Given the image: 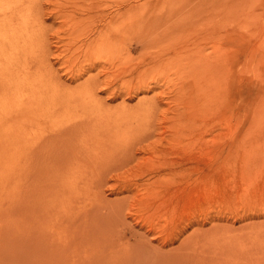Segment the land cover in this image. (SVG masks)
Returning <instances> with one entry per match:
<instances>
[{
	"label": "rangeland",
	"instance_id": "obj_1",
	"mask_svg": "<svg viewBox=\"0 0 264 264\" xmlns=\"http://www.w3.org/2000/svg\"><path fill=\"white\" fill-rule=\"evenodd\" d=\"M13 6V34L34 44L12 48L14 73H0V264H261L264 0ZM98 115L133 152L82 174L91 144L78 138Z\"/></svg>",
	"mask_w": 264,
	"mask_h": 264
},
{
	"label": "bare ground",
	"instance_id": "obj_2",
	"mask_svg": "<svg viewBox=\"0 0 264 264\" xmlns=\"http://www.w3.org/2000/svg\"><path fill=\"white\" fill-rule=\"evenodd\" d=\"M13 1L14 0H0V73L3 75V77L4 78H6L7 79V77H11V75L14 73H12L11 74V72L13 71V66H12V61L14 60V55H13V53H12V51H13V49L12 48H18V49H20L21 47L20 46H28L30 43L32 44V46L31 47H33V44H34V39H33V35H29L28 36V33L29 32H27V35H24V37L22 38V41H20V39L17 37V35H14L13 34V24H14V13H15V11H16V8H14V6H13ZM43 23V22H42ZM41 23V24H42ZM40 24V23H39ZM38 31V30H37ZM30 32H31V30H30ZM34 32V31H33ZM34 34H36L37 35V33H34ZM22 35V34H21ZM43 35H44V33H43ZM42 35V36H43ZM28 36V38H26ZM44 37V36H43ZM37 38H38V36H37ZM42 38V37H41ZM42 40V39H41ZM39 41V40H38ZM38 43V42H37ZM36 43V44H37ZM43 43V42H42ZM31 47H29V48H31ZM25 48H27V47H25ZM16 51V50H15ZM27 52V51H26ZM25 52V50H24V53H23V51H21V53L23 54V55H26L27 53ZM29 52V51H28ZM15 54V53H14ZM3 55V56H2ZM16 56H18V57H20V53L17 55V54H15ZM42 56V55H41ZM23 57V56H22ZM16 58V57H15ZM29 58H30V56H29ZM16 60V59H15ZM21 60V59H20ZM16 62V61H15ZM19 62V61H18ZM22 62H24V61H22ZM18 65V64H17ZM45 66V65H44ZM19 67V66H18ZM30 66H27V64L24 62V67H22L23 69H24V76L22 77V75L21 76H19V77H21L22 78V81L23 80H25L26 78H25V76H28V75H30L31 74V72L33 71V70H31L30 71V68H29ZM13 68V69H12ZM47 68V67H46ZM16 69V68H15ZM33 69V68H32ZM50 71V70H49ZM22 72V73H23ZM47 75V74H46ZM45 75V76H46ZM49 75V74H48ZM18 76V75H17ZM15 77V76H14ZM51 77V76H50ZM50 77H49V79H50ZM35 78V77H34ZM9 79H11V78H9ZM17 79V78H16ZM32 79V78H31ZM49 79L47 80V81H49ZM54 79V78H53ZM34 80V79H33ZM38 80H41L40 78H37L35 81H36V83H38ZM8 81V80H7ZM10 81V80H9ZM8 81V82H9ZM17 81V80H16ZM57 81V80H56ZM17 82H20V81H17ZM32 81H30V82H28L27 84H30ZM34 82V81H33ZM52 82V81H51ZM55 83V82H54ZM53 84V83H52ZM18 85V83H16V89L18 90H22L23 89V87H22V84H21V87L20 86H17ZM78 90V89H77ZM19 94V93H18ZM70 97V96H69ZM69 104V103H68ZM97 105H99L97 108H98V110L99 109H102V108H104V106L103 105H101V104H98L97 103ZM140 105H142V104H140ZM140 105L138 106L139 108H140ZM143 105H144V103H143ZM149 106H152V107H154L153 106V104H150V105H148V107ZM59 107H60V105H59ZM146 107V106H145ZM76 108V107H75ZM150 108V107H149ZM61 109V108H60ZM64 109V108H63ZM138 109V108H137ZM146 109L148 110V108L146 107ZM151 110H153V108H150ZM149 109V110H150ZM90 110V109H89ZM96 110V109H95ZM122 112H123V114H125L124 112H125V110H128V107H125V108H122ZM97 111V110H96ZM139 112V111H138ZM141 112V111H140ZM140 112H139V114H140ZM97 113V112H96ZM99 113H101V112H99ZM136 113H137V111H136ZM91 114V113H90ZM98 114V113H97ZM132 114H133V112H132ZM92 115V114H91ZM91 115H89V116H91ZM84 116H85V114H84ZM96 116V115H95ZM87 117V116H86ZM85 117V118H86ZM93 117H94V115H93ZM97 118V120L94 122V125L91 127V125L89 126V127H91V130H90V128H89V130L90 131H88L87 133H84L83 135H80L79 136V138H78V141L79 142H81V141H83L84 139L86 140V141H89L90 142V149L89 148H87L86 147V149H85V151H84V155L83 154H81L82 155V157H86L87 159H85V160H83V163L81 164V166H86V168H81V171H80V169H79V171L82 173V174H84L83 172H84V170H87L88 168H96L98 165H99V163L101 162H103L105 165H104V171H106L107 169H112L111 168V166H113L114 164H115V162L116 161H120V158L123 160V158H124V155L126 154V151H129V153L130 152H133L132 151V147H131V145L132 144H130L129 145V143H130V139L128 140V142L125 140L124 141V139H122L121 137H118L117 135L118 134H112V132H110V128H109V120L107 119H104V121H102L103 120V118L101 117V116H97L96 117ZM114 119V118H113ZM113 119H112V121H113ZM76 120V119H75ZM83 121V120H82ZM85 121V120H84ZM93 121V120H92ZM84 123V122H83ZM112 123V122H111ZM72 124V123H71ZM74 124V123H73ZM79 124V123H78ZM83 125V124H82ZM67 126V125H66ZM87 126V125H86ZM75 127V126H74ZM88 127V126H87ZM71 128H73V127H71ZM77 128H79V127H77ZM85 129V128H84ZM76 130V129H75ZM74 130V131H75ZM80 130V129H79ZM82 130H83V128H82ZM84 131V130H83ZM85 131H86V129H85ZM116 132H118L117 131V129L115 130ZM77 132H79V131H77ZM72 133V132H71ZM81 133V132H80ZM75 134H78V133H75ZM77 138V137H76ZM112 140H115L114 142L112 141ZM33 141V140H32ZM32 141H31V143H32ZM72 141H74V139L72 140ZM140 142V141H139ZM85 144V143H84ZM28 145H29V143H28ZM76 145V144H75ZM31 146V145H30ZM67 146H68V144H67ZM80 146V145H79ZM134 146H136V145H134ZM69 147V146H68ZM67 147V148H68ZM73 148V147H72ZM76 148H78V146L76 147ZM131 148V149H130ZM70 149H68V151H69ZM108 150H110V152L108 151ZM78 151H80V150H78ZM67 152V151H66ZM119 153V154H118ZM65 154H67V153H65ZM70 154V153H69ZM117 154H118V156H117ZM124 154V155H123ZM70 156V155H69ZM130 156V155H129ZM65 157H67V156H65ZM64 158V157H63ZM131 158V157H130ZM72 162L73 161H75L76 159L78 160V155L77 154H75V155H73V157H72ZM88 159H89V161H88ZM109 159H111V161L109 160ZM128 159V158H127ZM35 160V159H34ZM133 160V159H132ZM14 161V160H13ZM62 161H63V159H62ZM67 161H69V160H67ZM66 161V162H67ZM79 161V160H78ZM32 162H34V161H32ZM82 162V161H81ZM31 162L29 161V163L28 164H30ZM63 163V162H62ZM100 163V164H101ZM103 163H102V165L101 166H103ZM126 163V162H125ZM14 164V163H13ZM35 164V163H34ZM33 164V165H34ZM70 164V163H69ZM73 164V163H72ZM44 165V164H43ZM47 165V164H46ZM64 165H66L65 163L63 164V166ZM75 165L76 166H78V163L76 164L75 163ZM79 165H80V163H79ZM38 166V165H37ZM42 166V165H41ZM55 166V165H54ZM31 167V166H30ZM56 167V166H55ZM72 167V166H71ZM73 167H74V165H73ZM45 168V167H41V170H43V169ZM48 168V167H47ZM65 168V167H64ZM79 168V167H78ZM102 168V167H101ZM133 168V167H132ZM36 169V168H35ZM48 169H50V170H52L51 169V167L50 168H48ZM67 169H68V167H67ZM33 170V169H32ZM44 170H46V169H44ZM58 170V169H57ZM56 170V171H57ZM99 170V169H98ZM37 171H38V169H37ZM61 171V170H60ZM94 171V170H93ZM59 172V171H58ZM74 172V171H73ZM72 172V173H73ZM103 174L102 175H104V172H103V170L101 171ZM128 172V171H127ZM77 173H78V171H77ZM107 173V172H106ZM139 173V172H138ZM143 173V172H142ZM141 173V174H142ZM45 174V173H44ZM46 174H49L48 172L46 173ZM45 174V175H46ZM60 174H61V172H60ZM62 174H64V173H62ZM50 175V174H49ZM53 175V174H52ZM51 175V177L53 178L54 176H52ZM98 175V174H97ZM44 176V175H43ZM43 176H41V177H43ZM48 176V175H47ZM57 176H59V175H57ZM64 176V175H63ZM66 176V175H65ZM69 176H70V174H69ZM72 176V175H71ZM94 176H96V175H94ZM100 176V175H99ZM128 176V175H127ZM61 177V176H60ZM75 177V176H74ZM102 177V176H101ZM47 178V177H46ZM49 178V177H48ZM47 178V179H48ZM52 178H51V180H52ZM55 178V177H54ZM69 178H71V177H69ZM43 179V178H42ZM66 179H68V178H66ZM74 179V178H73ZM55 180V179H54ZM53 180V181H54ZM68 180H70V179H68ZM89 180V179H88ZM56 181H58V180H56ZM75 181V180H74ZM15 182V181H14ZM63 182V181H62ZM65 182V181H64ZM93 182V181H92ZM54 183H56V182H54ZM66 183V182H65ZM71 183H73V182H71ZM77 182L75 181V184H76ZM79 183V182H78ZM74 184V183H73ZM75 184H74V186H75ZM59 185H60V183H59ZM79 185V184H78ZM77 185V186H78ZM57 186H58V184H57ZM66 186H67V184H66ZM67 187H69V186H67ZM72 187V186H71ZM83 187V186H82ZM91 187H93V186H91ZM55 188V187H54ZM58 188V187H57ZM97 188V187H96ZM99 188H100V186H99ZM63 189L65 190V188L63 187ZM62 189V190H63ZM66 189H68V188H66ZM73 190L75 189V190H77V192H78V190H79V188H77L76 189V187L75 188H72ZM89 189V188H88ZM136 189V188H135ZM58 190V189H57ZM64 190H63V192H64ZM74 190V191H75ZM83 190V189H82ZM87 190V189H86ZM54 191H55V189H54ZM67 191V190H66ZM71 191V190H70ZM67 192H69V191H67ZM72 192V191H71ZM76 192V193H77ZM99 192V191H98ZM59 194H61V191H60V193ZM58 194V195H59ZM63 194V193H62ZM56 195V194H55ZM71 195V194H70ZM76 195V194H75ZM86 195V194H85ZM133 195V194H132ZM142 195V194H141ZM60 196V195H59ZM61 196H63V197H65V195H61ZM60 196V197H61ZM68 196V195H67ZM66 196V197H67ZM76 196H78V195H76ZM87 196V195H86ZM63 197H61V198H63ZM71 197H74V198H76L75 196H72L71 195ZM74 198H72L73 200H74ZM83 198V197H82ZM85 198V197H84ZM132 198V197H131ZM143 198V197H142ZM47 199V198H46ZM66 199V198H65ZM71 199V198H70ZM69 199V200H70ZM79 199V198H78ZM102 199V198H101ZM108 199V198H107ZM155 199V198H154ZM113 200V199H112ZM55 201V200H54ZM91 201H92V199H91ZM99 201V200H98ZM97 201V203H100V202H98ZM111 201V200H110ZM73 202V201H72ZM83 202V201H82ZM106 202V204H107V201H105ZM108 202H109V200H108ZM74 203H77L76 201L74 202ZM96 203V202H95ZM102 203V202H101ZM81 204H83L84 206H86L84 203H81ZM90 204H91V202H90ZM105 204V203H104ZM153 204V203H152ZM76 205H78V204H76ZM83 205H80V203H79V207H81L80 209H82L83 208V210H84V206ZM92 205H94V204H92ZM92 205H89V206H87V207H92ZM97 205V204H96ZM108 205H109V203H108ZM68 206V205H67ZM71 206H72V208H73V206H74V208H76V206L72 203L71 204ZM110 206V205H109ZM78 207V206H77ZM64 208H66L65 206H64ZM63 208V209H64ZM71 208V210H73ZM93 208V207H92ZM90 209V211H93V210H95V209ZM126 208V207H125ZM150 208V207H149ZM79 209V208H78ZM64 210H66V209H64ZM63 210V211H64ZM87 211H89V209L87 208L86 209ZM86 210H84V212L86 211ZM113 210V209H112ZM68 211H70V208L68 209ZM77 211H79V210H76L75 209V211L73 212V214H75V212H76V214L74 215V216H77L78 215V213H77ZM89 211V212H90ZM66 212V211H65ZM71 212V211H70ZM81 212V214H84L85 215V213H88L89 214V212H85V213H83L82 212V210L80 211ZM94 212V211H93ZM92 212V213H93ZM101 213V212H100ZM67 214H69V213H67ZM80 214V213H79ZM88 214H86L88 217H89V219H87L88 221L90 220V217L92 216L91 215V213H90V215L91 216H89ZM95 214H97V213H95ZM37 215V214H36ZM85 215V216H86ZM86 216V218H88ZM71 219L72 218H76V217H73V215L71 214ZM79 217V219L78 220H81L82 218H80L81 216H78ZM77 217V218H78ZM82 217H83V215H82ZM61 219H62V217H60ZM84 218V217H83ZM95 218V217H94ZM61 219H59V220H61ZM58 220V221H59ZM82 220H85V219H82ZM81 220V221H82ZM62 221H64L65 222V220L63 219V220H61L60 222L61 223H63ZM72 221L74 222L75 221V219L73 220L72 219ZM88 221H82L83 223L84 222H88ZM91 221V220H90ZM89 221V222H90ZM94 221V220H93ZM60 222H58V224H61ZM80 221H78L77 222V220L75 221V223H73V225L75 224L76 225V223H79ZM82 222H81V224H82ZM147 222H148V220H147ZM72 223V222H71ZM93 223H95V222H93ZM93 223H88L89 225H91V226H89L88 225V227H89V229L91 228V229H93L94 227H93ZM80 224V223H79ZM87 223H85V225H86ZM96 224V223H95ZM73 225L71 224V226L73 227ZM62 226V225H61ZM82 226L84 227V225L82 224ZM83 227H81L82 228V233H83V235H87V237H88V239L87 240H89V236L88 235H90L89 233V229L86 227V229H87V234H86V231L85 232H83L84 230H83ZM98 227V226H97ZM97 227H95V229L97 228ZM101 227H102V225H101ZM101 227H100V229H101ZM112 227V226H111ZM63 228H65V226H63ZM75 228V227H74ZM85 228V227H84ZM102 228H104V227H102ZM85 229V230H86ZM65 231H67V232H69L70 234V237H72V239L76 236H72V232H71V230L69 231V230H65ZM72 231H74L73 229H72ZM95 231L96 230H94V233H95ZM106 231V230H105ZM66 232V233H67ZM79 232V230L77 231V233ZM98 232V231H97ZM63 233V232H62ZM65 233V234H66ZM76 233V234H77ZM85 233V234H84ZM103 232H101L100 234H102ZM64 234V233H63ZM68 234V233H67ZM67 234H66V236H67ZM75 234V233H74ZM111 234V233H110ZM137 234V233H136ZM136 234H134V235H136ZM77 235H79V233L77 234ZM85 236H82V234H81V232H80V238L81 237H84V238H87V237H85ZM93 236H95V235H93ZM104 236H105V232H104ZM104 236H102V237H104ZM138 236V235H137ZM77 237V236H76ZM98 237H100V236H98ZM98 237H96V238H98ZM77 238H79V237H77ZM77 238H76V241H77ZM84 238H82L81 239V241L84 239ZM126 238V237H125ZM139 238V237H138ZM63 239V238H62ZM69 239H71V238H69ZM72 239L70 240V241H72ZM75 239V238H74ZM90 239H91V237H90ZM100 239L101 238H99V241H100ZM105 240V239H104ZM103 240V241H104ZM106 240H107V238H106ZM105 240V241H106ZM260 240V239H259ZM63 241H67V240H63ZM79 241H80V239H79ZM84 241V240H83ZM93 241H95V239H93ZM96 241H98V240H96ZM120 241H122L123 242V240H119V241H117V242H120ZM139 241V240H138ZM107 242V241H106ZM117 242H116V244H117ZM148 242H149V240H148ZM259 242V241H258ZM262 242H264V241H262ZM67 243H70V242H68L67 241ZM67 243H65L66 244V246H67ZM74 242H71L70 244L72 245ZM79 243H81V242H79ZM78 243V244H79ZM93 243V245H94V242H92ZM91 243V244H92ZM98 243V242H97ZM121 243V242H120ZM145 243V242H144ZM260 243V242H259ZM76 244V243H75ZM125 244V243H124ZM69 245V244H68ZM90 245V244H89ZM95 245H97V244H95ZM133 245V244H132ZM136 245V244H135ZM257 245V244H256ZM255 245V246H256ZM259 245V244H258ZM85 246V245H84ZM103 246V245H102ZM108 244L106 245V249H108ZM117 246H120V245H118L117 244ZM116 246V247H117ZM123 247L125 246V245H122ZM126 246H127V244H126ZM130 246H131V244H130ZM145 246V245H144ZM148 246V245H147ZM151 246H153V244L151 245ZM182 246V245H181ZM259 246H261V244L259 245ZM81 247V246H80ZM86 247V246H85ZM114 247V246H113ZM115 247V249L117 250V248H119V247H117L116 248ZM158 247V246H157ZM228 247V246H227ZM66 248H69V247H66ZM121 249H122V247H120ZM260 248V247H259ZM120 249V250H121ZM130 249V248H129ZM133 249V248H132ZM135 249V248H134ZM153 249V248H152ZM100 250V249H99ZM99 250H95V251H98L99 252ZM180 249H178V251H179ZM92 251H94V249L92 250ZM107 251V250H106ZM128 251V250H127ZM135 251V250H134ZM133 251V252H134ZM182 251H183V249H182ZM71 252H73V251H70V254H72ZM97 252V253H98ZM110 252V251H109ZM112 252H113V250H112ZM115 252H118V254L119 253H121V252H119V250H117V251H115L114 250V255L116 254V256H118V254L117 253H115ZM172 252V251H171ZM188 253V250L187 251H185V253ZM191 252V251H190ZM219 252V251H218ZM221 252H223V251H221ZM262 252V251H261ZM93 253H95V252H93ZM93 253H92V256H93ZM96 253V254H97ZM104 253H106V252H104ZM140 253H142V252H140ZM157 253V252H156ZM173 253V252H172ZM206 253V252H205ZM262 253H264V252H262ZM261 253V254H262ZM101 254H103V253H101ZM100 254V252H99V255H101ZM221 254V253H220ZM224 254L226 255L227 253H225V251H224ZM99 255H97V256H99ZM119 255H121V254H119ZM132 255V254H131ZM136 255V254H135ZM134 255V256H135ZM172 255V254H171ZM181 255H183V254H181ZM224 255V256H225ZM86 256V255H85ZM95 256V255H94ZM136 256H138V255H136ZM173 256V255H172ZM191 256V255H190ZM219 256V255H218ZM250 256V255H249ZM256 256V255H255ZM74 256L72 255V258H73ZM96 257V256H95ZM210 257V255L208 256V258ZM236 257H238V256H236ZM253 257V256H252ZM251 257V258H252ZM261 257H264V256H261ZM79 258V257H78ZM78 258H74L73 259V264H76L77 263V261H78V263H79V259ZM117 258V257H116ZM119 258V257H118ZM125 258V257H124ZM126 258H127V256H126ZM125 258V259H126ZM131 258V257H130ZM134 258V257H133ZM136 258V257H135ZM163 258V257H162ZM189 258V257H188ZM254 258V257H253ZM255 258H258V255L255 257ZM75 259H78V260H75ZM81 259V258H80ZM92 259H93V257H92ZM219 259V258H218ZM259 259V258H258ZM262 259H264V258H262ZM127 260V259H126ZM132 260V259H131ZM130 260V261H131ZM133 260H136V259H133ZM174 260V259H173ZM179 260V259H178ZM184 260V259H183ZM194 260V259H193ZM222 260V259H221ZM230 260V259H229ZM238 260V259H237ZM239 260H241V258H239ZM238 260V261H239ZM76 261V262H75ZM99 261V260H98ZM103 261V260H102ZM101 261V262H102ZM140 261V260H139ZM200 261V260H199ZM201 261H202V259H201ZM220 261V260H219ZM262 261V263H264V260H261ZM261 261H260V263H261ZM81 262V261H80ZM112 263H114L113 261H111ZM180 262V261H179ZM218 262V261H217ZM226 262H227V260H226ZM84 264L86 263L87 264V262L86 261H84L83 262ZM142 263V262H141ZM176 263V262H175ZM195 263V262H194ZM220 263H222V261L220 262ZM261 263V264H262ZM80 264V263H79ZM127 264V263H126ZM179 264V263H178ZM181 264V263H180ZM189 264V263H188ZM192 264V263H191ZM199 264V263H198ZM203 264H204V262H203ZM207 264H209V263H207ZM232 264V263H231ZM237 264V263H236Z\"/></svg>",
	"mask_w": 264,
	"mask_h": 264
}]
</instances>
